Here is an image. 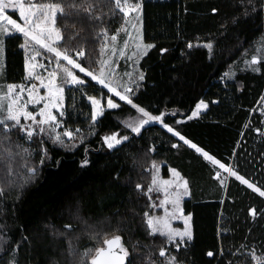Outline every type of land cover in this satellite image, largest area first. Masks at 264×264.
<instances>
[{"label":"trees","instance_id":"obj_1","mask_svg":"<svg viewBox=\"0 0 264 264\" xmlns=\"http://www.w3.org/2000/svg\"><path fill=\"white\" fill-rule=\"evenodd\" d=\"M116 1L54 0L63 9L62 47L71 55L84 49L90 68L102 36L124 22ZM135 1L153 46L132 102L79 70L65 84L38 80L12 100L14 127L0 124V264H94L115 235L129 264H264V196L233 175L223 183L216 163L161 123L264 189V56L225 79L264 38V0ZM5 46V79L15 87L32 74L31 41L10 27ZM57 115L77 128L73 141L62 144L46 130L29 142L18 126ZM154 162L165 176L174 167L189 181L184 209L193 239L178 249L148 224Z\"/></svg>","mask_w":264,"mask_h":264},{"label":"rangeland","instance_id":"obj_2","mask_svg":"<svg viewBox=\"0 0 264 264\" xmlns=\"http://www.w3.org/2000/svg\"><path fill=\"white\" fill-rule=\"evenodd\" d=\"M116 2V10L124 15V22L115 31L106 32L102 36L97 66L90 68L83 64L87 54L84 49H78L75 55H71L62 47L64 35L57 23L59 15L63 12L61 4L54 0L48 2L0 0V124L7 130L14 127V124H11L10 114L12 100L21 99L20 94H26L38 80H43L48 86L65 84L73 70L86 74L120 99L132 102L133 94L142 86L145 78V71L141 66L142 60L152 48L153 43L147 42L144 38L142 4L135 0H117ZM10 27L26 35L31 41L29 64L33 68L32 74L15 87L9 86L5 79V38ZM243 56L231 65L225 79H236L239 70L254 65L264 56V38ZM141 113L148 118L152 116L145 111ZM143 118H138L133 125ZM161 123L180 140L216 163L219 166L217 172L222 173L216 176L223 183H226L229 176L233 175L264 196V189L237 172L231 165L220 161L170 124H165L164 121ZM18 126L29 142L36 134L41 135L42 138L48 130L50 135L47 136L62 144L73 141L77 129L67 126L63 119L58 120V115L54 122H28ZM147 194L151 199V207L147 212L151 233L166 237L169 240L168 245L177 249L188 245L193 239L192 214L186 213L184 209V200L191 196L188 179L174 167H169V175L165 176L162 162H154ZM122 248L129 252L123 243ZM95 251L96 249H90L83 253L86 258L91 259ZM162 253L166 254L167 249H164Z\"/></svg>","mask_w":264,"mask_h":264},{"label":"water","instance_id":"obj_3","mask_svg":"<svg viewBox=\"0 0 264 264\" xmlns=\"http://www.w3.org/2000/svg\"><path fill=\"white\" fill-rule=\"evenodd\" d=\"M160 118V117H159ZM149 119L144 120L135 128V132H140ZM113 141V139H111ZM116 143V142H115ZM94 264H129V255L122 248V239L115 235L106 240L105 246L102 247L93 258Z\"/></svg>","mask_w":264,"mask_h":264},{"label":"built area","instance_id":"obj_4","mask_svg":"<svg viewBox=\"0 0 264 264\" xmlns=\"http://www.w3.org/2000/svg\"><path fill=\"white\" fill-rule=\"evenodd\" d=\"M221 174H222L221 172H217V174H216V175H217V176H219V175H221Z\"/></svg>","mask_w":264,"mask_h":264}]
</instances>
